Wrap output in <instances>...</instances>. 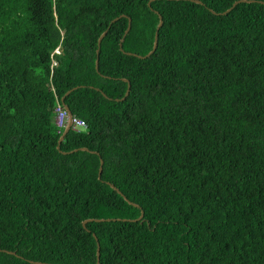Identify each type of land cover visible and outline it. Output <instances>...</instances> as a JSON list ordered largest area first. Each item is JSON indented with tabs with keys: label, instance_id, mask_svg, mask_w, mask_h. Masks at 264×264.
<instances>
[{
	"label": "trees",
	"instance_id": "trees-1",
	"mask_svg": "<svg viewBox=\"0 0 264 264\" xmlns=\"http://www.w3.org/2000/svg\"><path fill=\"white\" fill-rule=\"evenodd\" d=\"M199 1L0 0V264H264V4Z\"/></svg>",
	"mask_w": 264,
	"mask_h": 264
},
{
	"label": "water",
	"instance_id": "water-1",
	"mask_svg": "<svg viewBox=\"0 0 264 264\" xmlns=\"http://www.w3.org/2000/svg\"><path fill=\"white\" fill-rule=\"evenodd\" d=\"M153 1H156V0H149V2H148V6H150V3H152ZM168 1H178V0H168ZM190 1L193 2V3H196V4H200V5H202V2H200L199 0H190ZM253 2H258V3H262V4H264V2H259V1H254V0H239V1L234 2L233 5H232L229 9H227L226 11H224V12H222V13H220V14H216L215 12H213V14H215V15H226V14L229 13L233 8H235L238 4H241V3H253ZM156 13H157V12H156ZM125 17H126V16H123V15H122V16H120V17L114 19V20L112 21V23L116 22V21L119 20L120 18H125ZM158 18H159V23H158V25H157V27H156V30H155V34H154V42H153V47H152L151 51H150L147 55H145V56L134 55L135 57H137V58L143 60V59H146V58L150 57V56L155 52V50H156V48H157V43H158V32H159L160 28H161L162 25H163L162 17H161L160 15H158ZM112 23H111V24H112ZM130 24H131V19L128 18V26H127V29H126V31H125L124 36L129 32V30H130V26H131ZM106 34H107V30L104 31V32L101 34V36L99 37V39H98V43H97V46H98L97 53H98V51H99V47H100V45H101V42H102L103 38L106 36ZM122 42H123V39L121 40V43H122ZM121 43H120V49L122 50V48H121ZM127 54H128V55H133V54H130V53H127ZM95 69H96V71H98V58H97L96 61H95ZM123 81L126 82V83L128 84L127 91H126V93H125V96H124L122 99H120V100H119V99H116V101L124 100V99L128 96V94H129V88H130L129 82H128L126 79H123ZM74 89H76V88H73V89H71L70 91H68V92L66 93L65 96H67L69 93H71ZM65 96L62 98V104L64 105V108L66 109V111H67V113H68V117H69V119H68V123H67L66 127L64 128V131H63L61 137L59 138L57 149H59V146H60L61 142L63 141L65 135H66V134L69 132V130L71 129V117H72V113H71L69 107H68L67 105H65V103H64V98H65ZM103 96L106 97L104 94H103ZM77 151H88V149H86V148H80V149H75V150H73V151H71V152H67V153H66V152H63V154H69V153H73V152H77ZM93 153H94V152H93ZM102 165H103V161L100 160V167H99V172H98V178H99V179H100V176H101V173H102ZM109 185H110V187H111L112 189H114V190L117 191L120 195H122V194L118 191V189L115 188L112 184H109ZM123 198L128 202V200H127L124 196H123ZM128 203H130V204L133 205L134 207H138V205H136V204H133V203H131V202H128ZM142 218H143V212L141 211L140 217H139L137 220H135V221H140ZM110 221H115V220H114V219H112V220H111V219H105V220H104V219H99V220H98V219H88V220H85V221L82 222V226H83L84 229H86V224L89 223V222H97V223H99V222H110ZM93 236H94V238H95V240H96V242H97L96 236H95L94 234H93ZM0 252L7 253V254H10V255H15L14 252L6 251V250H0ZM96 254H97V261H98V260H99V245H98V243H97V252H96ZM30 263H34V264H45V263H40V262H30ZM96 264H98V262H97Z\"/></svg>",
	"mask_w": 264,
	"mask_h": 264
},
{
	"label": "built area",
	"instance_id": "built-area-1",
	"mask_svg": "<svg viewBox=\"0 0 264 264\" xmlns=\"http://www.w3.org/2000/svg\"><path fill=\"white\" fill-rule=\"evenodd\" d=\"M54 54H60L59 48H57L54 51ZM53 66L56 65L55 62L52 63ZM55 117H54V123L56 125V127L58 128H65L67 123H68V113L66 111V109L64 108V105L61 103H57L56 108H55ZM86 128V123L75 117L74 115H72L71 117V129L74 131H80L82 129Z\"/></svg>",
	"mask_w": 264,
	"mask_h": 264
}]
</instances>
